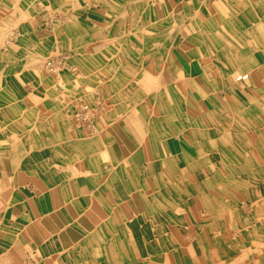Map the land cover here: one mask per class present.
Wrapping results in <instances>:
<instances>
[{
    "label": "crops",
    "instance_id": "0c3cea01",
    "mask_svg": "<svg viewBox=\"0 0 264 264\" xmlns=\"http://www.w3.org/2000/svg\"><path fill=\"white\" fill-rule=\"evenodd\" d=\"M167 1L177 12L184 10L186 0ZM258 1L208 0L199 11L201 26L215 33L220 28L212 30L204 24L211 21L208 11L214 2L242 7L245 17L233 14L241 20L231 19L229 23L246 35L244 39L252 49L246 73L238 77L242 85L249 87L245 75L264 65V57H259L264 56V48L258 42L264 40V0L260 5ZM107 2L90 1L87 24L91 30L79 38H86L88 46L85 52L77 53L93 60L87 65L89 78L84 83L94 90L89 95L99 111L94 113L92 125L82 127L72 117L74 105L86 96L84 84L74 79L69 82L62 76L65 79L58 77L55 89L50 88L47 79L35 81L39 83L34 85L45 87L40 93L42 99H37L43 113L37 123L35 117H21L22 128L9 123L6 130H0V135H8L7 141L0 139V264H229L238 262L240 254L247 262L251 255L246 247L250 251L263 248L257 260L247 264H264V198L257 191V195L252 193L258 187L263 192V167L257 175L243 171L247 157L241 156L240 148L233 158L216 154L219 148L223 150L216 131L220 129L221 133L220 121L228 115L222 109V98L231 104L233 117L241 118L240 128L250 132L253 147L258 150L261 146V151L264 145L258 134L251 125L243 128L242 124L246 118L263 123L264 119L257 118L250 98L243 101L232 88V77L222 75L230 71L225 64L220 71L227 77L222 82L229 93L225 89L214 91L213 82L216 84V78L222 76L205 75L198 52L206 50L197 40V24L189 14L183 22L189 37L174 30L161 77L148 73L156 78L155 82L147 80L149 87L167 88L165 93L159 92L163 101H154L151 92L143 90V77L139 76L142 68L138 69L135 62L128 65L126 58L123 62L117 58L97 63L99 56L111 50L96 46L97 39L113 33L115 36L114 22L119 29L122 23L121 14L117 22L106 19L113 17ZM39 16L30 12L29 27H40L35 25ZM211 22L214 26V20ZM80 44L77 39L78 47ZM77 45L74 43V47ZM128 46L136 53L145 54L150 49L158 52L145 46L135 32ZM75 68L68 66L66 70ZM101 71L105 72L104 81L95 84ZM135 71L139 73L133 79ZM258 77L263 78L260 74ZM4 79L2 82L11 86L10 78ZM251 83L256 84L255 78ZM223 92L224 97L220 95ZM262 92L258 98L264 105ZM28 99L36 102L32 96ZM1 101L10 103L12 96L7 93ZM22 112L28 113L29 109ZM21 132L23 138L18 136ZM214 167L219 168L222 177V198L231 195L252 201V219L259 221L255 226L251 221L252 225L243 227V211L217 206L218 192H211L215 190L213 184L218 183V175L212 176ZM229 182L234 183L233 192L226 191ZM237 186L242 187L241 192ZM151 215L152 222H148ZM208 215L216 218L212 225L204 218Z\"/></svg>",
    "mask_w": 264,
    "mask_h": 264
},
{
    "label": "rangeland",
    "instance_id": "374dc122",
    "mask_svg": "<svg viewBox=\"0 0 264 264\" xmlns=\"http://www.w3.org/2000/svg\"><path fill=\"white\" fill-rule=\"evenodd\" d=\"M84 1H86L89 4H87ZM90 1L91 0H12V1L0 0V34L5 32L3 36L4 38H2L1 41H3L2 43H7L10 46L9 49L6 46H2V48H4L5 50L4 49L2 50V48L0 47V76H1L0 77L1 78L0 79L1 81L0 97L1 98L5 97L7 93L10 96H12V101L10 103L4 102V101L0 102V130L1 129L6 130L8 128L6 124H9V123L12 124V126H14V123H16L18 127L22 128L24 124V120L21 117H26L28 119H32L35 117V122L37 123L39 121L40 116L43 113H41L42 110L40 108V104L37 101V99H42V98H39V97H43V96H40L41 95L40 93L41 91H43L42 89L45 90L44 86L34 85V84L39 83V82H35L36 80H38L39 77L43 79V82L47 79L46 81H49V83L52 86L50 87L51 89L56 88L55 86L56 79H58V77H60V79H65V78H62V76L69 78L67 79L69 82H72L71 80L74 79V80H79L81 84L88 83L87 77L85 78V80L84 79L80 80V78L83 76V74H86L88 76L89 71L88 69H86L85 63L93 64V60L89 61V58L87 55L77 54L78 52L79 53L81 52L83 53V51L85 52L86 47L88 46L87 44L88 40H86V38L85 40L79 39L82 33L77 32V26L79 22L83 21L84 35L86 37V32L88 31L87 30L88 29L87 28L88 27V24H87L88 17L87 16L91 10ZM98 1H104V0H98ZM148 1L149 0H143V3H147ZM202 1L203 2H201L200 5H199L200 2H194L196 13H198L199 10L200 11L203 10L204 6L206 7L208 5V0H205V1L202 0ZM108 2H109L107 5V7H109L108 13L114 17V18L113 17H110V18L117 22L119 19H116V18H118V16L121 14V8H119L121 7L119 3L120 0H108ZM10 3H16V4L14 5ZM31 4H34V6L30 7ZM25 9L27 10L26 13H25ZM122 9H124V6L122 7ZM140 11L141 10L139 6L133 7L134 14H136L137 12L140 13ZM30 12H32L33 15L40 14L38 18L39 21L37 23L35 22V25L36 26L38 24L39 25L41 24V25L40 27L39 26L37 28L35 27L34 28L35 30L29 27V22L27 18L29 17ZM78 14L83 15V17H81V20ZM116 24L117 23L115 22L113 24V31H115V36L113 35L114 33L109 34L107 32V34H109V37H107L106 39H99V40L97 39L96 46L111 48V50L109 51V54L105 56H102V55L99 56L100 59L97 61V63L99 62V63L105 64L106 62H110L112 59H117V58H121L123 62V58H126L125 51L123 50L125 46L122 45L124 41L123 39L124 32H123L122 25H121L122 23L120 24L121 29L117 27L119 24H117V26ZM69 31H74L72 32L74 34H71ZM23 32H25L26 34ZM77 39H78V42L81 43L80 44L81 47H78ZM179 42L180 41L178 40L177 43ZM74 43L77 46L74 47ZM10 49H12L13 51H11ZM8 51H9V57L7 58L4 55L7 54ZM120 52H122V54H120ZM130 52H131V55L129 56L132 57V60L135 61L138 69L142 68V70L139 69L140 73L138 71L137 72L135 71L136 73L134 72V74H131L132 75L131 77L133 79H136V76L139 73L140 78L142 79L143 77V81H142V84L144 85L143 90L148 91V93L151 92V96H153L152 98L154 99V101H159V102L163 101L164 97H160L163 95L159 94V92L163 90L162 92L165 93L167 88L162 87L160 85L149 87V83L147 81L146 76L148 75V73L149 74L153 73L155 76L159 74V77H161V72L164 67V64L167 61L168 55L166 53L162 54L160 49L157 53L151 51L150 49V51L145 52L143 58H142L143 55L139 51H137L136 53L134 48H132ZM38 57L40 59H37ZM259 57L261 58L264 56L260 55ZM4 58H7V59L5 60ZM44 58L46 59V62H44L45 61ZM16 59H19V60H16ZM80 62H85V63L80 64ZM2 63H5V64H2ZM55 63H57V66L59 65V68L57 69V73H55L54 71L50 72L51 68L48 66H54L56 65ZM68 66L76 67V68L74 71L66 70ZM158 68H161V69L157 71ZM229 70L230 71L227 72V74L223 73L222 75L229 76L230 79L232 77L233 79L232 82L235 83V86H233L232 88H236L237 92L240 93L239 96L241 97V99H243V101L247 99L246 97L250 98L249 100H251V102L253 103V108L258 113L256 115L257 118L259 117L261 119H264V105L262 101L258 98V96H256V93H255L256 91L258 92L264 91V65H262V67L259 70L245 75V79H248L250 87L242 85V82H240L238 78H235L236 76L234 74H237V71H238L237 69L231 70L229 68ZM104 73L105 72L103 71L99 73L97 72V76L99 77L96 78V81H94L95 84L103 83ZM108 73L109 72H107V74ZM258 74H260L261 77L263 78H259ZM221 76H219V78H221ZM4 77H6L8 80L10 78L11 86H8L4 84V82H2L5 80ZM252 77L255 78L256 80L255 85L251 83ZM226 78L227 77L225 76H222L221 79H218L217 77L216 81L225 82L227 81ZM27 84L29 85L31 84V85L28 86ZM85 84L83 86H85L84 90H85L86 96H84V98H81L82 101L74 105V109L72 110L73 114L72 112L71 114H72V117L74 116L73 118L78 124H81L82 127L87 128L88 125L86 124V122H83V119L80 120L79 117L77 116L78 114H80L78 112H80V110L83 107H87V108H90V112L92 113V115H95L94 113L98 110H96V108L94 109V106H93L94 104L92 103L93 100H91L93 96L89 95V93L94 92V90L92 89V87L90 88L86 87ZM220 95L224 97L225 93L223 92V94H220ZM28 96H32V99L36 100V102L34 101L31 102V99H28ZM222 101H224V106L223 108L222 107L221 108L227 111L228 115L227 117L225 116V118L220 121L222 124L221 126L222 131L220 133V131L217 130L216 135H217V138L218 139L220 138L222 141L223 146L222 145L221 146L223 148V151H224V146H225L224 139H226L228 147L232 149L231 151H228L227 149L226 150L231 154L232 157L236 156L237 150H235V148H240L239 149L240 152L247 158L250 156V159H251L252 155L256 157L255 155L256 149L253 147L251 138L249 136L250 132H247L240 128L239 126L240 123L238 122L237 117L236 116L233 117V114H231L232 112L231 104H229L225 100V98L224 99L222 98ZM11 106H14L16 109L12 110L11 108H8ZM30 107L31 108L34 107V108L31 109ZM27 108L29 109L28 113L22 112L23 110ZM23 113H25V115H23ZM22 133L23 132H21L18 135L20 138H23L24 136ZM0 139H3V141H7L8 135L1 134ZM12 140H13V136H12ZM223 151L222 149L219 148L218 152L216 153L218 154L217 157H220V158L223 157V154H224ZM256 161L257 159H253V162L255 163L256 168H260L261 166H263L264 163L256 164L258 163ZM211 167L212 166L210 164L207 167V170L208 171L211 170ZM216 175H218V181H217L218 183L213 184V188L215 190H212L211 192L213 194L218 192V198L220 199H218L215 202L217 206L221 210H232L233 212L235 210H237L236 212H238V210L243 211L241 213L242 214L241 222H242L243 227L247 228L248 225L250 224L252 225V222L254 223L253 225L255 226L259 221L257 220L258 222H256V221H253L252 219L253 218L252 211L254 210V205L252 204V201L248 202L247 200L243 199L244 197H242L239 200L238 197H233L231 195L227 196L226 198H222L220 194L224 191V189L222 187L223 186V182L221 179L222 177L219 176V168H215L214 175L212 176H216ZM208 176L212 177L210 173L208 174ZM195 179H196V182L200 181L199 176L195 177ZM227 185L225 186V188L227 189L226 191L233 192L234 183L229 182V185L228 186ZM261 186L263 188L262 189L263 192L261 194L263 195V198H264L263 183L261 184ZM258 199L261 200V198H258ZM180 212L182 211L180 210ZM200 214H205V211L200 210ZM210 216L211 215L204 216V218H206V220L208 219L207 221L209 225H212L215 222L216 218L214 217L212 218ZM198 217L203 218V215L202 216L199 215ZM151 218H152V215L148 217L147 221L152 222ZM208 223L205 222V225H208ZM215 233H217V231ZM246 249L251 255V257L246 260L247 262L243 261L242 259L243 254H240V259L237 260L239 263L231 262L229 264H247L251 261L255 262L257 260L258 253H260L263 250L262 247H258V249H253V251H250V249L247 247ZM224 264H228V263L224 261Z\"/></svg>",
    "mask_w": 264,
    "mask_h": 264
},
{
    "label": "bare ground",
    "instance_id": "6f19581e",
    "mask_svg": "<svg viewBox=\"0 0 264 264\" xmlns=\"http://www.w3.org/2000/svg\"><path fill=\"white\" fill-rule=\"evenodd\" d=\"M213 1H216V0H213ZM218 1L220 2V0H218ZM223 1L230 2L232 0H223ZM84 2H86V1H84ZM194 2H199V0H186L184 10L177 12L175 7H172L167 0H149L147 3H143V0H120L119 3L121 5V7H119V8H121V17L119 19H122L121 25H122V29L124 32L123 43L126 45L124 47V49L123 48L122 49L125 51V54H126L125 60H126L127 64L128 65H136L133 63L135 61L132 60V57L129 56V55H131V52H130L131 49H130V46H128V45L130 44V36H131L132 32L139 33L140 39L145 46L148 44L151 47H153L155 49V51H159V49H160L161 53L164 54V53H166V50L169 47V44H170L169 38L171 37L174 30H176V31L179 30V33L182 34L183 36H185L186 39H187V36L189 37V33H188L189 29H187L188 26L185 27L186 25L183 24L184 19L188 18V14H189V17L195 18V21L197 24V29H198L197 37L199 38L197 40L200 41L201 46L204 45L203 48L206 50V51H204V53H201V54L198 51L195 52L196 54L198 52V56L201 57V59L204 63L205 75L207 74L208 77L220 76L221 75L220 68L222 66H224V64H225L224 68H226V69L233 68L234 70L235 69L238 70L237 74H234L236 76V78H238L239 76H242L244 73H246V70L250 64V60H251L250 52L252 51V49H249L250 44L247 40L244 39V37L246 35L241 33V32L238 33V29L236 30V27L233 24L229 23V21L231 19H235V20L240 21L241 20L240 17H245V13L243 12L242 7H240L237 4H233V3L226 5L223 3L222 4H216V2H214L215 7L214 6L211 7L208 11L210 13V16L212 17V18H210L211 21L214 20V26H213V23L211 21L204 23L206 27H209L212 30H213V28H220L219 30H216L215 33H213V31H210L209 29L206 30V28L201 26L202 21H203L201 18V15H200L201 12L197 11L198 12L197 15L191 16V15L195 14V12H196V8L194 7ZM258 2H259V5L263 3L262 0H259ZM107 3H109V2H107ZM87 4H89V3H87ZM211 4H213V2ZM123 6H124V9H122ZM136 6H139L141 11H140V13L137 12L138 13V14H136L137 16H133V7H136ZM106 8L109 9V7H106ZM214 10H215L216 14H214ZM249 10H250V8H249ZM26 11L27 10L25 9V13H26ZM233 14H237L240 17L236 18V16H234ZM261 14L263 15V11L261 12ZM79 16H80L79 18L81 20V17H83V15L81 14ZM18 19H17V21H18ZM27 19H29V17ZM106 19L110 20L111 18H110V16L109 17L107 16ZM217 21L219 23H217ZM14 23H16V22H14ZM217 25H218V27H217ZM16 26H17V24H16ZM83 28H84L83 21H81V22H79V24L77 26V32L78 33H84ZM87 28H88L87 30H91V28H89V27H87ZM69 32L72 33V31H69ZM23 33H25V32H23ZM4 34H5V32L0 34V47L2 48V46H6L9 49L10 46L8 44L6 45L5 43H2L3 41H1V39L4 38L3 37ZM36 37H38V36H36ZM188 41H190V39ZM258 42L261 45V47L264 48V40L259 39ZM33 45H34V43H33ZM3 49L4 48H2V50ZM10 50L13 51L12 49H10ZM141 54L143 55L142 56V58H143L144 54L143 53H141ZM4 56L8 58L9 57V51ZM7 58H4V59L6 60ZM37 59H40V58L38 57ZM16 60H19V59H16ZM47 60H49V59H47ZM42 62H43V60H42ZM44 62H46V59ZM59 62H60V60H59ZM83 63H85V62H80V64H83ZM2 64H5V63H2ZM48 64H46V65H48ZM51 64H52V62H51ZM55 64L56 65H54V66H48L51 68L50 72H53V71L57 72L59 65L57 66V63H55ZM85 65L87 68L88 64L85 63ZM52 69H54V70H52ZM46 70H47V68H46ZM86 77L89 78L86 74H83L81 79L85 80ZM146 77H147V80H150L152 82H155V80H156V78H154L153 76H151L149 74ZM216 82H217L216 84L213 82L214 91L219 90V89H225L229 93V90L226 88V86L224 85L223 82L222 83L220 81H216ZM230 93H231V91H230ZM255 93L257 96L263 95V92L256 91ZM241 121L242 120L240 118L238 120V122L241 123ZM245 125H251L253 127L254 132H256L258 134L256 137L258 139L262 140L261 145H264V123L262 121H260L259 119L246 118V120L244 121V124H242L243 128L245 127ZM224 140H225V146H224V151L223 150L222 151L224 152V155H226L230 158H233L231 156V154L228 152V151H231L232 149H230L228 147L227 140L226 139H224ZM259 149L262 150V147L260 146ZM259 149L258 150L256 149V154H255L256 157L254 155H252L251 159L249 156L247 159L244 160L247 163L246 164L247 168H245V166H242L241 169L243 171H246V169H247L249 172H252V174L257 175L258 172L261 171V167H263V172H264V164H263L264 151H261ZM235 150L239 151L238 148H235ZM241 156H242V153H241ZM253 159H257L256 162H258V163H256V164L261 163V164H263V166H261L260 168H256L255 163L253 162ZM257 167H258V165H257ZM254 180H256V179H254ZM239 183H240L239 185L243 184V182H239ZM235 188L237 190L239 188V186H237ZM241 188L242 187L240 186V188H239L240 192H241ZM256 191H257L258 196H259L261 194L260 188L258 187V190H256L254 188L252 193L255 194ZM257 193H256V195H257Z\"/></svg>",
    "mask_w": 264,
    "mask_h": 264
},
{
    "label": "built area",
    "instance_id": "2783aa9c",
    "mask_svg": "<svg viewBox=\"0 0 264 264\" xmlns=\"http://www.w3.org/2000/svg\"><path fill=\"white\" fill-rule=\"evenodd\" d=\"M87 111V112H86ZM89 111V112H88ZM92 111V110H91ZM80 114H78L77 116L79 117V119H83V122H86L87 125H92L93 122V115L90 112V108L87 107H83L80 112H78ZM91 113V114H90Z\"/></svg>",
    "mask_w": 264,
    "mask_h": 264
}]
</instances>
